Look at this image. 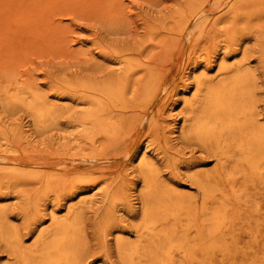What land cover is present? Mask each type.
<instances>
[{
    "label": "rangeland",
    "instance_id": "obj_1",
    "mask_svg": "<svg viewBox=\"0 0 264 264\" xmlns=\"http://www.w3.org/2000/svg\"><path fill=\"white\" fill-rule=\"evenodd\" d=\"M243 1L0 0V214L6 233L0 236V264H18L11 246L19 253L35 251L40 235L53 234L54 222L73 212L81 216V264H125L117 239L135 242L143 231L145 183L138 160L143 152L163 186L201 203L193 176L214 171L218 161L182 129L189 117L185 101L198 90L194 75L203 71L218 81L236 70L251 71L253 113L264 126V0ZM190 13L199 20L191 18L183 29L181 20ZM112 21L119 24L117 31L109 28ZM235 28L236 38L226 42ZM189 58L196 60L195 69H188ZM128 60L135 66L131 73L122 64ZM149 72L159 90L148 102L140 82ZM125 75L128 108L114 110L124 124L98 143L92 160L89 149L72 141L77 121L95 108L83 84L104 86ZM26 86L55 107L56 127L40 130L23 106H5L6 94ZM13 129L18 135L8 146L2 137ZM9 167L40 176L9 184L3 173ZM59 177L66 183L41 196L47 179ZM247 193L262 208L257 241L240 234L243 249L214 264H264V186Z\"/></svg>",
    "mask_w": 264,
    "mask_h": 264
},
{
    "label": "bare ground",
    "instance_id": "obj_2",
    "mask_svg": "<svg viewBox=\"0 0 264 264\" xmlns=\"http://www.w3.org/2000/svg\"><path fill=\"white\" fill-rule=\"evenodd\" d=\"M247 2L249 0L243 1ZM239 12L237 9L231 15L237 16ZM199 17L193 13L187 14L181 20L183 29L189 26L191 18L197 22ZM109 28L117 31L119 24L112 21ZM236 36L235 28L226 42L233 41ZM195 61L193 58L187 60L188 69L190 66L195 69ZM122 64L128 68L127 73H131L135 67L131 60ZM222 69L226 71L227 67L222 66ZM193 74L190 73V76ZM253 75L248 70H236L218 81L209 77L207 72L194 75L198 90L192 100L185 101L189 117L185 120L188 124H184L182 129L186 130L184 136L208 146L218 161L214 171L199 172L193 176L202 192L201 203L195 199L187 201L183 194L163 186L155 165L145 158L144 152L138 156L145 183L142 194L145 216L141 227L143 231L137 241L131 242L124 237L117 239L125 264H214L217 260L226 261L235 257L243 249L240 234H246L247 239L256 243L261 224L257 217L262 208L259 203L254 204L250 200L247 192L250 187L264 186V126L257 123L253 113ZM155 78V74L149 72L147 79L140 82L142 90L148 92V102L159 90V87H152ZM128 81L129 75H125L104 86L83 84L94 99L92 103L95 108L77 121L79 130L72 141L83 147L80 150L89 149L92 160L97 158L92 151L98 149V143L102 144L113 137L124 124L118 122L120 119L117 120L114 110L128 108ZM5 106L11 109L23 106L33 114L40 130L56 127L55 107L30 86L18 93L6 94ZM17 135V130L13 129L10 134L5 133L2 140L11 146L10 139ZM3 173L9 184L18 181L31 183L40 176L39 173L17 167L6 168ZM64 183L66 181L61 177L48 178L41 196ZM89 192L92 193V190ZM41 196H37V199ZM80 218L79 213L73 212L71 217L55 221L54 233L48 237L46 234L40 235L35 251L19 253L17 246H11L18 264H81L84 245L79 233ZM3 221L4 216L0 214L2 238L6 236ZM44 224L37 228L40 233L44 231ZM112 227V219L107 216L105 228L110 232Z\"/></svg>",
    "mask_w": 264,
    "mask_h": 264
}]
</instances>
